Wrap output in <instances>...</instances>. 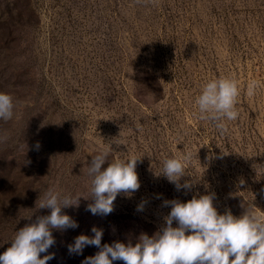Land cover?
I'll list each match as a JSON object with an SVG mask.
<instances>
[{
  "label": "rangeland",
  "instance_id": "1",
  "mask_svg": "<svg viewBox=\"0 0 264 264\" xmlns=\"http://www.w3.org/2000/svg\"><path fill=\"white\" fill-rule=\"evenodd\" d=\"M219 77L240 88L238 118L223 134L194 103ZM251 79L261 86L249 97ZM0 92L14 103L13 117L0 120V252L48 214L37 205L49 189L81 197L62 208L78 226L52 229L46 264L97 253L67 250L92 226L103 229L101 246L153 235L165 200L214 194L218 213L264 212V0H0ZM108 144L109 159L139 157V188L93 215L87 169ZM184 152L193 158L180 183L192 186L177 190L156 173Z\"/></svg>",
  "mask_w": 264,
  "mask_h": 264
},
{
  "label": "clouds",
  "instance_id": "2",
  "mask_svg": "<svg viewBox=\"0 0 264 264\" xmlns=\"http://www.w3.org/2000/svg\"><path fill=\"white\" fill-rule=\"evenodd\" d=\"M261 82L251 79L246 94H256ZM240 88L229 77L209 78L205 81L194 103L200 119L211 122L221 134L227 131V122L238 118L236 108ZM14 103L9 93L0 92V120L13 117ZM36 147H39L37 143ZM109 144L106 149L92 156L87 172L90 177L89 197L86 205L93 215H107L113 209V201L119 193L131 196L138 188L135 172L138 156H115ZM191 152L165 157L157 175L174 184L177 190L190 189L191 183H180L191 161ZM108 160L106 167L102 168ZM79 195L62 194L49 189L40 198L38 208L49 209L48 214L37 216L32 223L19 228L10 246L0 252V264H46L54 253L47 252L55 243L52 229L76 228L77 222L62 208L76 207ZM88 197V198H89ZM214 194L193 196L186 201L165 200L170 210L164 216V225L153 235L141 233L136 243L113 241L101 246L103 229L92 226L93 235L79 234L67 245L69 253L81 254L86 246L100 250L86 256L81 264H264V212L249 207L234 216L230 211L218 213L213 206ZM143 202L137 205L142 210ZM175 221L176 226H173ZM40 253H47L43 256Z\"/></svg>",
  "mask_w": 264,
  "mask_h": 264
}]
</instances>
